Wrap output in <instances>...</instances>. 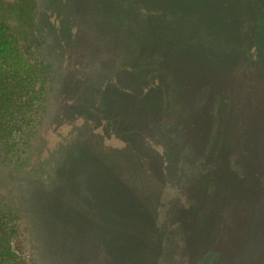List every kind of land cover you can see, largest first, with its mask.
<instances>
[{
	"label": "rangeland",
	"instance_id": "rangeland-1",
	"mask_svg": "<svg viewBox=\"0 0 264 264\" xmlns=\"http://www.w3.org/2000/svg\"><path fill=\"white\" fill-rule=\"evenodd\" d=\"M22 1L43 93L0 191L26 264H264V0Z\"/></svg>",
	"mask_w": 264,
	"mask_h": 264
},
{
	"label": "trees",
	"instance_id": "trees-1",
	"mask_svg": "<svg viewBox=\"0 0 264 264\" xmlns=\"http://www.w3.org/2000/svg\"><path fill=\"white\" fill-rule=\"evenodd\" d=\"M22 3L26 4V1L23 0ZM54 9L59 11L60 8L58 3L54 0H49V2H47V9L37 12L40 14L42 13L41 15L44 17ZM34 10H36V8L33 9V11ZM38 13L36 15L39 17ZM214 20L217 21V19ZM47 24L49 25V23ZM41 27H43V25ZM212 27L217 28L215 26ZM260 30H264V12L256 23L253 35L255 41H257ZM44 31L45 34L50 37L53 35L55 36V33H52L50 29ZM54 46L52 42H49L48 45L44 47V50L49 53V55H53L55 51ZM217 46V52L222 55H229L228 51H230L231 54L233 50H236L237 45L236 43L232 45L231 50L225 45L219 47L220 45L217 44ZM232 54L234 55V53ZM33 63V60H30L29 57L23 53L17 36L10 30L7 23L0 16V149L7 144L9 146H5L6 148L13 146V143H16L17 139L20 138L22 128L23 130H26L27 127L31 128V126H27L30 123L31 112L37 108V102L40 103L39 98L43 93L41 92L43 90L42 85L39 86V91L36 89L38 84V72ZM244 71L249 72L251 69L248 68ZM26 132L28 131L26 130ZM0 154L3 156L1 160L2 163L3 159H6L7 154H2L1 151ZM179 192L180 191H172L169 195L166 194L162 197L163 203H161L158 211L159 217H161L160 219L166 216L167 212L165 207L167 204L168 206L171 204L170 201H172L173 198H183L182 193ZM14 206V203L8 202L3 196V192L0 191V264H26L24 258L18 254L13 246L14 238L17 235V216Z\"/></svg>",
	"mask_w": 264,
	"mask_h": 264
}]
</instances>
